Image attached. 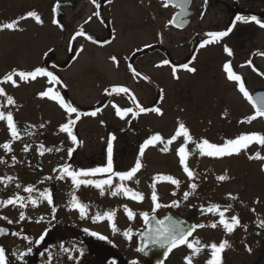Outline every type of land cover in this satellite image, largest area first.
<instances>
[{
    "label": "rangeland",
    "instance_id": "1",
    "mask_svg": "<svg viewBox=\"0 0 264 264\" xmlns=\"http://www.w3.org/2000/svg\"><path fill=\"white\" fill-rule=\"evenodd\" d=\"M22 1L20 4L28 2ZM6 4L9 6L5 10ZM35 4L36 13L42 23L28 17V13H19V0H0V25L19 21L17 30H0V81L13 71L45 69V56L59 66L66 62L70 64L67 69L59 70L57 76L59 83L45 76H37L29 80L16 77L18 86L11 83L0 84L7 95L15 101L9 105L6 96L0 95V112L5 115L9 112L13 114L20 139L13 138L6 121L0 120V147L5 142L10 143L16 152L14 158L18 160L15 161L17 164L27 158L26 163L33 169H51L49 174L53 176L55 186H58L55 200L62 203L66 189L69 198L75 196L79 189L72 184L70 178L60 179L63 175L60 171L62 166L70 164L75 169H88L93 168L91 164H94V161L104 166L107 162V147L111 142L113 154L116 155L113 163L117 171L129 170L138 159L142 164L135 177L124 183L127 187L141 192L144 195L143 202L117 195L112 203L116 210L118 232L116 244L120 251L124 252L121 248L126 242L123 233L131 229L130 235L133 233L136 236L143 228V213L160 217L180 211L181 216L196 219L197 225H205L200 227L191 240H199L202 247L199 255L194 257V264H206L210 258V249L204 247L205 245L211 243L218 245L224 240H227L230 246L222 253V264H264V227L261 226L264 223V160L250 158L257 153L264 156V145L253 142L238 155L224 157L199 154L197 145L204 139L220 145L242 134H252L256 130L231 128L226 120L231 121V115L237 114L233 113L228 118L216 108H210L212 101L207 92V82L202 78L206 73L204 66H201L200 75H203L199 78V75L174 72L169 65L163 67L159 64L157 53L143 59L137 58L135 66L137 71L146 75L151 84L157 86L155 89L159 88L162 94L161 100L157 102L159 91L152 86L137 83L130 74L126 59L132 51L144 45H158L161 35L159 25L153 21L151 14L145 11V6H139L142 4L141 0H125L123 4L117 6L114 13L119 12L118 14L124 16L119 15L118 20L116 19L117 38L106 48L81 46L79 40L74 43L73 48L69 46L68 41L90 16L91 7L82 8L81 5L75 11L69 10L66 21L69 27L63 34L52 24L50 0H36ZM10 8L13 12H10ZM22 17L26 18L21 19ZM94 19L96 21V17ZM90 22L93 31L94 22L93 20ZM197 67L199 68V65ZM117 86L132 90L144 108H150V105L153 106L157 102L159 105L157 108L162 114L155 111L138 112L132 109L126 97L119 94L110 96L105 104L107 93ZM49 88L66 102L77 107L78 111L96 109L94 111L97 114L92 116L90 113L78 112L77 117V114L68 113L58 101L41 96V93ZM179 93L181 94L178 95ZM197 106L200 108L196 109ZM118 108L121 110L131 108L133 112L121 117L117 115ZM69 118L76 120L74 131L78 144H73L68 135L60 131L61 126ZM180 123L189 129L194 143L177 137L171 144H167L178 131ZM261 130L264 134V129ZM155 134L161 135L164 143L157 142L154 146H149L141 157L139 151L144 141ZM113 135L116 137L115 140L111 139ZM185 144L186 151L190 153L189 167L196 174L194 179H190L183 171L179 160L178 149ZM162 148L168 150L162 151ZM69 149H74L70 158ZM221 175H226L228 179L218 180ZM156 176H172L178 179L180 184L177 187L168 181L155 182ZM44 177L45 175L42 178ZM107 178L92 177L95 180ZM137 180L139 183H136ZM154 182L160 203L171 205L173 201H179L180 210L178 207H161L153 213L151 193ZM119 183L118 177L113 178L111 189H115ZM193 183L197 185L195 189L190 187ZM41 185L43 188L44 183H37L38 187ZM185 193L189 194L186 200ZM38 201L45 203L41 196ZM124 205L136 214L135 219H129ZM212 205H219L221 211L226 210V219L232 216L239 217V225L233 232L228 233L219 225L220 217L217 213L207 211L206 215L201 212V208ZM106 206L103 205L102 208L105 209L102 214L107 213ZM197 211L199 214H196ZM74 216L75 220L79 218L76 214ZM213 223H217L218 226L212 228L210 225ZM89 226L90 222L85 220L80 228ZM91 228L104 232L101 225L100 227L91 225ZM190 253L191 249L187 246L179 248L173 251L163 264H186L185 257ZM122 254L128 261L146 264L144 261L141 262L137 253ZM68 258L69 255L64 254V261Z\"/></svg>",
    "mask_w": 264,
    "mask_h": 264
},
{
    "label": "flooded vegetation",
    "instance_id": "2",
    "mask_svg": "<svg viewBox=\"0 0 264 264\" xmlns=\"http://www.w3.org/2000/svg\"><path fill=\"white\" fill-rule=\"evenodd\" d=\"M20 1L23 2L19 0V13L37 12L36 0H27L26 4H20ZM124 1L57 0L53 2V0H50V10L53 13L51 15L53 17L52 24L65 34L69 27L66 24L68 11H75L81 5H83L82 8L89 6L92 12L77 31H83L86 35L76 36L77 32H75L71 40L68 41L69 46L73 48L74 43L79 40L81 46L110 47L117 38L115 22L120 15L118 14L119 12L114 13V11ZM141 1L142 4L139 6H145V11L150 13L153 21L159 25L161 35L159 36L158 45H144L140 49L132 51L126 58L130 74L137 80L136 82L152 86L154 89L155 87L157 88L153 83L151 84L150 79L146 75L135 68L137 58L143 59L155 53L158 54L157 59L160 60V65L163 67L169 65L172 69L175 67L176 72L179 73L199 75L200 78L203 75H200L201 66H204L206 73L202 78L207 82V92L210 96V101H212L210 108H216L228 118L233 113L237 114L236 116L231 115V121L229 119L226 120L229 127L256 129L252 133L262 134L261 129H264V117H257L251 122H248V120L255 115L256 107L261 98L264 97V54H262L264 53V28L250 19L252 16H256L261 23H264V0ZM68 3L71 5L63 7L64 4ZM8 6L9 4L5 5V10ZM57 6H61L58 13H56ZM10 10V12H13L12 8ZM120 16L124 15L121 14ZM94 17H96V21ZM237 17L246 19L237 20ZM91 20L94 22L95 30L93 31L90 27ZM229 29H231L229 35L201 47L204 41L211 39L207 36V33L228 31ZM88 37H91V39ZM226 48L231 49V56L228 55ZM140 54L142 55L140 56ZM164 61H169L170 63L164 64ZM249 61H251V64L248 63ZM228 62H231L233 71L242 76L245 87L252 96L251 101L239 91L238 82L228 79L224 68V65ZM44 63L46 64L45 69L51 68L50 71L56 76H58L59 70L67 69L70 64V62H66L59 66L55 62L50 61L48 56H45ZM185 64L190 68H195L196 71L190 72L181 67ZM197 65H199V68ZM136 73H139V75ZM130 91L133 93L132 90ZM117 94L121 97H126V100L131 103L132 109L140 112L139 108L143 106L138 102L137 98L138 104H135L130 97V92L113 93L111 97ZM159 97L161 100L162 94L160 91L157 99ZM157 107L159 105L155 106V108ZM199 108V106L196 107V109ZM94 110L96 109L88 110V113H92ZM148 112L153 111L141 113ZM4 144L6 142L0 147V200L7 201L10 198L19 196L24 198V204L26 205V207L22 206L19 201L13 205H0V228L6 230V234L0 235V246L5 249L9 264H137L133 263V261H128L122 254L124 252L128 253V255L130 252L137 253L141 262L150 263L138 250L139 234L144 229L145 223L143 219L141 231L136 236L132 233L131 239L125 237L126 242L121 248L124 252L120 251V247L116 244L118 232L117 229L113 230L111 222L106 219L94 221L97 213L102 214V211L104 212L105 208H102L103 205H107V212L113 211L116 215L115 207L112 205L116 196L111 194L115 189L104 188L102 194L101 189H97L94 186L77 188L78 191L75 197L88 206L86 215L82 217L80 212L72 207L70 203L72 198L66 195L68 189H66L65 197L63 198L64 202H56L55 197H57L58 186H55L53 176L49 174L51 169H33L32 166L26 163L27 158L17 164L15 161L18 160L12 159L16 156L15 150L12 147L11 151L5 149L3 147ZM115 156L113 154V159ZM24 157H26V154ZM98 157L100 158V156ZM94 165L96 167L101 166L96 161L91 164L92 167ZM43 175H45L44 179L42 178ZM39 180L41 181L38 182ZM37 183H44V187L42 188V185L38 187ZM28 187H32L34 191L32 193L27 192L26 189ZM49 190L53 197V204L50 205L46 200L45 203L39 202L40 194ZM32 200H36L37 204L33 205L31 203ZM53 208H55V211H53ZM208 208L209 206L201 208V212L207 215ZM178 209L180 210L179 207ZM179 212L174 211L167 215L174 214L197 225L196 219L193 217L185 218ZM22 213L25 216L23 220L20 219ZM75 214L79 217L76 220L74 219ZM196 214H199V212L197 211ZM85 220L90 222V226L88 228H80ZM115 224L117 225L116 217ZM91 225L95 227L97 225L100 227L101 225L104 232L92 229ZM85 229L89 231L86 232ZM199 230L200 227L196 228L195 234L189 239L190 241ZM92 232L99 235H91ZM42 236L44 237L43 240H41ZM99 236H103L106 239H100ZM135 239L136 245L134 246ZM182 247L185 246L183 245L180 248ZM64 254L69 255V258L65 261Z\"/></svg>",
    "mask_w": 264,
    "mask_h": 264
},
{
    "label": "snow or ice",
    "instance_id": "3",
    "mask_svg": "<svg viewBox=\"0 0 264 264\" xmlns=\"http://www.w3.org/2000/svg\"><path fill=\"white\" fill-rule=\"evenodd\" d=\"M167 6V5H166ZM28 17H33L35 18L38 22L42 21L40 20V17L37 15L35 12H29L27 14ZM26 17H22L21 19H24ZM237 20H242L246 19L243 17H237ZM251 21L256 22L257 24L260 25V27L264 28V23H261L260 19H258L256 16H252ZM175 22V21H173ZM182 22V21H180ZM19 21L15 22H7L2 25H0V30H17L18 28ZM229 29L228 31H218V32H209L207 33V36L210 37V40H206L201 44V47H204L208 43H211L212 41H218L220 38L225 37L229 35ZM86 35L83 31L77 32L76 36H83ZM91 39V37H88ZM228 53L229 56L232 55L231 49L226 48L225 49ZM264 54V53H262ZM115 60V57L112 58ZM169 61H164V64H169ZM251 64V61L248 62ZM184 69L190 71V72H195V68H190L187 64L182 65ZM225 71L227 73L228 79L238 82V89L239 91L246 97L248 100H252V96L249 94L248 90L245 87V83L243 81L242 76L236 74L231 66V62H228L224 65ZM133 71H135L133 69ZM173 71H176V68H173ZM139 75V73H136ZM37 76H45L50 78L51 81L55 83H59V78L53 74L51 71H47L44 68H37L34 71H13L5 75L2 81H0V84H6V83H11L14 86H18L17 84V79L16 77H19L21 80H29V79H35ZM178 78V77H177ZM108 91V90H106ZM112 92L116 93H128L129 89L126 87H121L117 86L114 87ZM111 94V93H109ZM0 95H4L7 98V103L9 105H12L15 103L14 99L10 96L7 95L5 92V89L3 87H0ZM41 96L43 97H49L50 99L54 101H58L59 104L67 110L68 113H74L77 114V117L79 116L78 109L77 107L73 106L71 103H68L65 101V99L61 96H59L57 93L53 92L51 88H49L46 92L41 93ZM140 112H146V111H155L157 113H160L159 108L151 109V108H144L140 107L139 108ZM133 110L131 108H125L123 110L117 109V115L124 117L128 113H132ZM92 116H95L97 114L96 111H93L90 113ZM162 114V113H160ZM257 117H264V97L261 98L258 106L256 107V113L254 116L250 117L248 122H251V120L256 119ZM0 120H4L7 123L8 128L10 129L11 136L13 138H18L19 133L16 127V124L14 122V117L11 112L7 113L5 115L3 112H0ZM76 123V120H73L71 118L68 119L66 123H64L60 131L64 132L68 135V137L71 139L73 144H78V138L77 135L75 134L74 131V125ZM177 137H183L185 138L186 142H193V137L190 134L189 129L183 124L180 123L178 125V131L176 134L171 137L168 141L167 144H171L174 140L177 139ZM112 140H115L116 137L113 135L111 137ZM157 142L159 143H164L163 138L159 134L152 135L149 139L144 141V144L141 146L139 155L142 157L144 154V151L146 148L149 146H154ZM253 142H258L260 145H264V134H258V133H252V134H242L238 136L235 139H229L223 144H215L209 142L207 139L202 140L199 142L197 145L198 147V152L200 155L204 156H209V157H224V156H231V155H238L242 150H246L247 147L253 143ZM3 147L9 151H11V146L10 144L6 143L3 145ZM41 148H43V145H41ZM27 151V148H25ZM162 151H167V148H162ZM74 149H69L68 155L69 158L72 155V152ZM178 154H179V160L181 165L183 166V171L187 174V176L190 179L195 178V173L190 169L189 164H188V159L190 153L186 151V144L185 146H182L178 149ZM250 158H255V159H261L264 160V156H260L259 153H257L254 157ZM13 159H15L13 157ZM142 164L140 160L138 159L134 166H132L129 170L125 171H117L114 167L113 163V147L111 142L108 144L107 147V162L104 166L101 167H93V168H88V169H75L73 168L70 164L63 165L60 171H62L63 175L60 176V179H67L70 178L72 181V184L76 187L79 188L81 186H94L97 189H101V192L103 194V189L105 186L111 188L113 184V178L118 177L119 178V185L115 188L114 191L111 192L113 196L117 195H123L126 196L127 198L138 201V202H143L144 200V195L141 192L135 191L130 187H127L125 185V181L132 180L136 173L141 169ZM96 176H107V179H102V180H95L92 179V177ZM220 181H224L228 179L226 175H221L217 178ZM155 182L159 181H168L173 185H176L177 187L180 184V181L178 179L173 178L172 176H156L154 178ZM153 183L152 188L153 191L151 193V200L153 201L154 207H153V213H155L156 210L160 209L161 207H179V201H173L171 205H162L160 203V198L156 192V183ZM136 183H139L137 180ZM191 189H195L197 187L196 184H191ZM27 192L32 193L34 189L32 187H28L26 189ZM188 193H185L184 199L186 200L188 198ZM41 198L46 200L50 205L53 204V197L52 194L49 191L42 193ZM17 201L21 203L22 206L26 207L24 204V198L23 197H15V198H10L7 201L0 200V205H13L16 204ZM31 203L33 205L37 204L36 200H32ZM71 205L73 208L77 209L81 216L84 217L87 213V205L82 203L77 197L72 196V199L70 201ZM125 211L129 219H135L136 214L128 208L127 205H124ZM53 211H55V208H53ZM207 211L209 213H217L220 217L219 219V225L223 227V229L231 233L234 231V228L239 225V217L238 216H232L230 219L225 218V211H221L219 205H212L210 206ZM143 219L146 223L150 222L151 219H154V216L149 215V213L145 212L142 214ZM6 219V218H5ZM21 220L25 219L24 214H21L20 217ZM103 219H106L111 222L112 228L115 231L116 230V224H115V212L109 211L104 214L97 213V215L94 217V221H101ZM169 224L168 226H165V221L164 220H158L156 221L158 227H156L154 230H150V232L147 234V239L154 245H159L162 248H165L167 252H171L172 249L177 248L181 245L187 246L189 249H191L190 255L185 257V262L186 264H194V257L199 255V253L202 251V247L200 244L199 240L195 241H190L188 239L189 236L192 235V231L195 228L199 227H205V225H195L193 226L192 229H185L180 226L175 221H172L171 218H168ZM11 223V221H9ZM212 228H216L218 225L217 223H213L210 225ZM264 227V223L261 225ZM85 231H89L88 229H85ZM131 229L125 231L123 234L131 239ZM6 234V230L3 228H0V235ZM91 235L97 236L99 234L92 232ZM43 236L41 237V240H43ZM100 239H106L103 236H99ZM229 243L227 240L222 241L218 245L216 243H211L210 245H205L204 247H207L210 249V258L206 261V264H222V253L226 249V247H229ZM30 251V250H29ZM139 251L143 252L144 247H141ZM251 251V249H249ZM0 264H9V260L6 256L5 249L0 246Z\"/></svg>",
    "mask_w": 264,
    "mask_h": 264
},
{
    "label": "water",
    "instance_id": "4",
    "mask_svg": "<svg viewBox=\"0 0 264 264\" xmlns=\"http://www.w3.org/2000/svg\"><path fill=\"white\" fill-rule=\"evenodd\" d=\"M70 5H71L70 3L64 4L63 7H68ZM60 7L61 6H57L56 13L59 12ZM169 217L171 218L172 221L177 222L178 224H180L181 227L185 228L186 230L192 229L193 226H195V224L191 223L190 221L183 219V218H180L174 214L167 215L161 219L154 216V219H151L150 222H148V223L145 222L144 223V230L139 234L138 250L141 247H144V251L143 252L139 251V253L143 257H145L149 262H151L153 264H163L169 258L172 251L174 249H176V248H174V249H172L171 252H167V250L165 248H162L159 245H154L147 239V234L150 232V230H154L156 227H158L156 221L164 220L165 226H168V224H169L168 218ZM195 231H196V228L192 231V235L189 236L188 239L194 235ZM181 246H179V247H181Z\"/></svg>",
    "mask_w": 264,
    "mask_h": 264
}]
</instances>
